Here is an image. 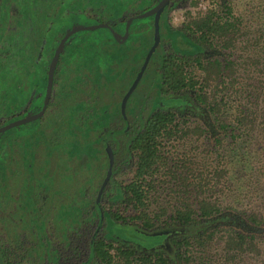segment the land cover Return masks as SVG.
Instances as JSON below:
<instances>
[{
	"label": "trees",
	"instance_id": "obj_1",
	"mask_svg": "<svg viewBox=\"0 0 264 264\" xmlns=\"http://www.w3.org/2000/svg\"><path fill=\"white\" fill-rule=\"evenodd\" d=\"M118 1L113 0L115 4ZM162 1L123 0V5L130 11L134 5L147 8ZM202 3L203 0L183 2V20L176 29L169 24L168 6L156 18L148 17L154 25L152 37L147 22H143L149 35L138 46L143 55L142 65L136 73L133 71L132 86H116L114 95L115 100L120 96L123 124L119 129L110 127L106 131L103 148L108 163L100 167L103 172L99 174L93 170L92 186L97 195L91 200L94 210L84 209L79 214L85 223L91 214H96L107 231L100 236L91 227L71 228L66 241L58 246L67 264H264V192L260 191L264 170H259L264 163L249 168L250 173L259 176L255 182L242 186L239 180L234 185L230 179L240 176L244 166H216L213 170L190 167L197 152L171 154L166 148L170 141L212 133L216 134L215 145L221 147L227 139L236 142L243 135L252 138L256 133L261 144L264 142V41L247 45L256 51L251 57L222 58V48L235 47L237 38L245 32L240 19L232 15L229 0H217L205 7ZM193 6L198 9L193 10ZM47 19L45 41L52 45L71 27L95 23L67 12L65 6L49 12ZM142 20L135 18L131 28ZM125 22L126 18L118 36H123ZM85 31L77 32L71 39ZM103 31L98 43L115 41L109 28ZM135 36L132 32L129 46L134 45ZM218 50L219 56H215ZM31 61L34 71L16 80L20 79L15 92L20 104L29 94L30 82L37 85L44 80L41 68L37 67L40 62L36 64L35 57ZM135 65L137 62L123 64L121 70L128 69L129 78ZM59 69L57 61L55 76ZM147 80L148 91H140L141 82ZM186 92L192 93V99L203 109L201 116L151 104L153 94L157 98ZM137 94L139 109L128 119L129 103ZM109 138L113 143L108 142ZM120 139L129 163L122 180L116 181L113 176L119 167L115 154L122 145ZM81 186L83 179L72 187L79 190ZM105 198L108 203L103 204ZM133 226L148 232L141 236L158 240L150 244L140 240L142 248L136 247L129 242ZM28 243L22 233L0 241V264H21ZM165 243L170 247H165Z\"/></svg>",
	"mask_w": 264,
	"mask_h": 264
},
{
	"label": "flooded vegetation",
	"instance_id": "obj_2",
	"mask_svg": "<svg viewBox=\"0 0 264 264\" xmlns=\"http://www.w3.org/2000/svg\"><path fill=\"white\" fill-rule=\"evenodd\" d=\"M65 1H67V5H64ZM74 1L75 0H0V129L12 122L36 115L41 112L46 100L49 64L62 38L70 29L76 26H88L107 23L111 26V28H104H109L112 31L113 35L114 33L118 35L119 31H121L122 29L120 25L123 19L126 18V30V25L129 18L133 17L134 20L135 18H138V14L158 5H147V8H142L134 5L131 6V10L128 11L126 7H123V0H119L118 2H116V4L113 2V5L107 3V0L105 1V3L104 0H94L97 3H100L99 10L102 11L103 16L107 18V20H109L107 21L104 19H100L103 16H99V12L95 14H89L86 9H78L77 11V9H75V5L73 4ZM186 1L187 0H168L166 4V6H168V15H170L174 9H183L184 6L182 3ZM63 6H65L67 12L80 14L83 17L85 16L86 18H90L95 23L76 25L71 27L67 32L59 35L56 38V44L52 45L51 42L45 41L47 39L48 28L47 14H49V12L58 11L63 8ZM101 6H103L105 9L107 7H110L112 10H101ZM17 7H19V12H15ZM133 20L131 21V23L133 22ZM17 22L18 28L16 30ZM131 23L129 25V34L125 41H120L123 38L122 36H118L120 38L119 41L116 40L114 36L115 41L103 40L102 42L107 41L108 43L110 42V44L113 43L114 45L118 44V42L126 43L132 32L136 33V36L143 35V31L136 32V27L142 28L143 30L147 29L146 23H139L133 28H131ZM72 35L65 42L60 56L58 57L57 61L60 68L59 73L56 76L54 73L52 93L43 115L30 122L0 132V211L2 210V206L5 205L4 207H7L9 205L12 206L14 210L11 211L12 215L15 214L19 216L22 227L17 225L19 226V229L15 236H18L19 233H22L25 239L29 242V249L26 253V258L30 253H32L33 249L37 247H39V249L41 250L42 248L43 250H46V254L43 255L41 261L39 260V264H67L66 261L61 257L58 246L60 242L66 241V237L71 231V228L73 229L76 225H80L81 227H91L95 229L96 234H99L100 236L104 235L107 231L105 223L103 222V220L99 221L98 217H96V214L92 215L90 213V219L88 220L89 224L81 221L80 219L79 214L83 212L84 209H91V211H93L94 204H92V201L87 204L83 201L79 209L78 205H76L78 194L75 192L77 190H74L72 186H77L79 184V182H77L78 171H75L73 173V176L70 180L71 186L69 188H66V190L73 188L72 191H69L71 192V194H68V196L71 198L67 200L72 208L68 216L69 219L66 216H63V207L65 201L64 196L62 198L59 195V189L61 188V194H63V178L61 171L57 169V165L60 164V156L57 153V157H54L53 159L50 156V153H48L47 149L44 153L38 154V150L42 146L45 149L47 146H51L52 144L53 152H57L59 150H57V147H59L60 140L55 134H52V137L50 139H48L47 137L44 138L42 136L38 138V136L35 134H37L36 132L40 129L39 127H42L41 124L44 123L45 118H49L53 112L56 113V111L60 110L59 99H61V102H66L68 100V98L62 97V95L59 97L57 92L58 87L61 85L59 81L62 74L63 57L66 58V55L73 57L74 54L76 56L77 51L80 49L79 44H82L81 42L84 43L82 44L84 47L89 41L93 42L92 39L88 40L84 38L86 34H82L76 37L74 36V38L71 39ZM95 44L98 45L100 43L96 42ZM138 46L139 45H137L136 47ZM47 55H51L49 61L46 60ZM33 57H35L36 64L40 62L37 67L41 68V72L44 75V80L40 83L38 82L37 85L36 82L34 83L31 81L29 94L27 95V97H23L24 102L20 104L16 99V85L23 76H26V73L28 74L35 69V67L33 68V64L31 61V58ZM117 62V64H124L123 62L118 60ZM115 74H120V82H123L125 78H128V69H126L125 71L124 68L122 70H119V72ZM17 78L20 79L16 81ZM110 83L114 84L113 82ZM145 84L148 85V80ZM114 87L116 86H113L109 89L108 94L109 92H114ZM10 89L15 90L14 94L11 96L10 102L5 103ZM148 89L143 90L141 87L140 91L147 92ZM192 96V93L186 92L174 96L164 95L155 98L153 94V100L151 101V104L163 109H177L184 113H189L191 111L194 112V116H201L204 111L201 106L196 103L195 99H192ZM101 99H106V97L104 96ZM101 99L98 100H100L101 102ZM138 99L139 96L135 99V105H133L132 102L131 106L127 110L126 115L128 119H132L135 113L138 111L140 102ZM167 100L173 101L168 102ZM69 101H67V103ZM84 101L88 100L84 99ZM107 101L109 102V100ZM86 105H89V103L87 102ZM55 107L58 108L55 109ZM67 107L69 111H72L69 104H67ZM91 108L95 107H89V114H91L89 112ZM120 109L121 106L119 107V111L117 112L116 116L121 123L120 126L115 129H119L123 124L122 113ZM55 113L53 116V120H58L60 114L56 116ZM90 116H92V114ZM108 128L102 133L103 135H101V138L99 139L102 147L104 141L103 139L106 135V131H108ZM52 132H56V130H53ZM20 141L22 142L21 144H19ZM108 142L113 143L111 138H109ZM120 142L122 145H120L121 147L118 149V151H116L115 154L116 165L117 168L119 167L118 172H115L113 176L114 180L116 181L122 180L119 177L122 176L125 170H127L126 167L129 163V156L125 150V145L122 143L121 139ZM93 144L90 148L94 147L95 144ZM27 150H30L29 155H27ZM104 154L106 158L104 166H106L108 163V159L105 151ZM26 167L30 170L29 173L31 175L28 178L23 175V168L25 171ZM93 170L96 169H90L89 174L85 178H83V186L88 185L89 190L93 189L92 183L95 181V173ZM31 171L33 172L31 173ZM42 171L44 172L42 173ZM39 174L40 176L38 177ZM57 188L59 189L57 190ZM94 197L96 198L97 195H94ZM95 198L92 200H95ZM102 203H108V199H103ZM25 210L27 211L25 212ZM77 210L79 213L77 212ZM25 213L30 216V220L24 216ZM31 215H35L34 220H31ZM76 215L78 216L76 220L74 219V221L73 218ZM65 219L66 221L70 220L69 227L64 224ZM33 227H37V230L33 231ZM145 232L146 231L141 227L133 226V232L130 233L132 238L129 240V242L134 244L136 247H141V245L139 244V241H142L140 234H144ZM9 238H11V236H9ZM9 238L7 239L6 233L0 232V241H4V239L7 241L9 240ZM116 238L118 240L121 239L118 236H116ZM166 246L170 247L168 243H165V247ZM26 258L22 259V261L24 262ZM33 259L35 260V258ZM23 262H21V264H23Z\"/></svg>",
	"mask_w": 264,
	"mask_h": 264
},
{
	"label": "rangeland",
	"instance_id": "obj_3",
	"mask_svg": "<svg viewBox=\"0 0 264 264\" xmlns=\"http://www.w3.org/2000/svg\"><path fill=\"white\" fill-rule=\"evenodd\" d=\"M93 1L94 0H75L73 4L75 5V9H77V11L78 9H86L89 14L99 12V16H103L102 11L99 10L100 3L95 1L94 3ZM216 1L217 0H203L201 5L205 7L211 4L210 6H212V4L216 3ZM229 2L230 6L233 8L232 15L237 19H240L245 33L237 38L235 47L222 48L221 57H233L236 58V60L241 59L239 57L241 55L242 57H251L256 51L253 47L247 48V45H253L256 43L255 41L259 40L260 42L264 41V0H229ZM123 7H125V5H123ZM18 8L19 7L16 8L15 12L20 11ZM101 8V10H112L110 7L105 9L101 6ZM192 9L196 10L198 7L193 6ZM184 10L185 9L180 8L174 9L169 15V24L173 27V29L180 27L183 20ZM155 16H157V14H154L153 18H156ZM100 19L107 20L104 16ZM143 19L144 20H142V22H147L148 32H150L149 34L152 37V29H154V25L150 20L151 18L145 17ZM80 25L83 24L81 23ZM17 28L18 22L16 23V30ZM103 28L104 27L90 29L88 32L82 30L86 32H82L83 34H86L84 38L88 40L92 39L93 42L89 41L86 43L85 47L82 45L84 43L81 42L82 44H79L80 49L77 51L76 56L74 54L73 57L69 55H66V58L63 57V68L59 81L61 85L58 87L57 92L59 97L62 95V97L68 98L67 101H70L68 103L67 101L61 102V99H59L60 110L56 111V113L53 112L51 115L52 117L50 116L49 118H45L44 123L41 124L42 127H39L40 129L36 132L37 134H35L38 138L42 136L44 138L47 137L48 139L52 137V134H55L60 140L59 147H57V150H59L57 152L52 151L53 144L50 143L52 145L47 146L45 149L43 146L41 148L39 147L40 149L38 150V154L44 153L47 149L53 159L54 157H57V153L60 156V164L57 165V169L61 171L63 178V194H61L62 188H57V190L59 189V195L62 198L64 196L65 202L63 207V216H66L68 219L72 208L67 200L71 198L68 194H71L69 191H72L73 188L68 190H66V188L71 186L70 180L73 173L78 171L77 182H79L89 174V171L92 168L96 169L98 174L99 172H103L102 168H104L106 158L104 149L99 140L101 138L100 136L103 135L102 133L108 127L112 126L117 128L121 123L116 116L119 111V107L121 106L120 96H116V100L113 98L116 87H114V92L112 91L108 94V91L113 86L126 87L128 84L126 89H129L132 86L135 80V71L138 69L139 65H142L143 60V55L141 54L142 51L136 46L143 44L142 42H145V39H147L149 35L145 33V30L142 28L136 27V32L143 31V35H137L134 37L132 41L135 45L133 46H129V41L126 43L118 42V44L115 43L116 45L113 43L110 44V42L108 43L107 41H100L101 43L97 45L95 43L99 41L100 35L103 34ZM247 40L248 43H245ZM147 43H150V41L147 40ZM145 47L147 48V45H145ZM215 56H219V50L218 52H215ZM50 57L51 55H47L46 60L49 61ZM117 60L123 62L125 65L137 62V65L131 67L130 77H124L125 80L123 82H120V74H115L121 70L123 65L120 63L117 64ZM110 66L112 68H110ZM110 82H113L114 84ZM145 83L146 82L143 81L141 82L139 88L140 90L141 87L143 90L148 89V85ZM14 91L15 90L10 89L5 103L10 102ZM104 96L106 99L102 100L101 98ZM136 97L138 98V94ZM136 97L133 98V105H135ZM84 99H87L88 101H84ZM98 99H101L102 101L100 102ZM107 100H109V102ZM87 102L89 105H86ZM132 102L130 101L129 106H131ZM67 104L71 106L72 111L68 110ZM90 106L95 107L91 108L89 111L92 116L88 113ZM56 108L58 107H55V109ZM54 113L56 116L60 114L58 120H53ZM53 130H56V132H52ZM256 134L252 138H248L246 135H243L241 138H238L236 142L232 141V138L227 139V142L225 141L224 143L225 145L223 144L224 147L215 145L214 139L216 134L214 133H212L211 136L198 137L194 135L191 137L180 138L174 142L170 141L166 143V148L171 154H174V152L181 154H187L186 152H197V157L192 159L194 160V163L192 162L189 164L190 167L213 170L216 166L219 168L221 166L232 165L231 168H236L234 164H240V166H244L242 170H245L246 172L243 171L244 173L242 172L240 176L237 175L236 177L231 178L230 181L235 185L238 184L240 180L239 185L243 186L250 183L252 180L255 182L256 179H258L259 176L256 177V173L255 175L254 173H250V169H255V166H262L264 163V142L261 144V141L258 139L259 137H257ZM220 139L221 137L219 136V140ZM21 143L22 142L20 141L19 144ZM92 144L94 147L90 148ZM29 154L30 150H27V155ZM180 157L182 158L181 155ZM241 161L244 165L241 164ZM101 166L102 168H100ZM259 170H264V165ZM29 171L30 170L27 167L25 168V171L23 168V175H25L26 178L31 176ZM32 172L33 171H31V173ZM43 172L44 171H42V173ZM39 176L40 174L38 177ZM119 178H122V176ZM260 191L261 194L264 192V186L263 188L260 187ZM75 192L78 194L76 199L78 209L83 201L87 204L95 198V191L93 189L89 190L88 185L83 187L81 186V188L79 190L77 189ZM4 206H2V210L0 211V232L6 233L8 239L9 236L12 237L17 234L19 226L22 227V224L20 223L19 216L15 214L12 215L11 211H14L13 207L9 205L7 207ZM26 211L27 210H25V212ZM24 216L27 219L30 218V216L26 213ZM34 219L35 215H31V220ZM74 219H77V215L73 218V220ZM64 224L69 227L70 220L66 221L65 219ZM33 229L31 230L36 231L37 227H33ZM141 237L142 241L147 244L158 240L156 237ZM44 254H46V250H43V248L41 250L37 247L28 255L23 264H39V260H42ZM33 258H35V260Z\"/></svg>",
	"mask_w": 264,
	"mask_h": 264
},
{
	"label": "water",
	"instance_id": "obj_4",
	"mask_svg": "<svg viewBox=\"0 0 264 264\" xmlns=\"http://www.w3.org/2000/svg\"><path fill=\"white\" fill-rule=\"evenodd\" d=\"M168 0H164L163 2H161L160 4L156 5L155 7L149 9V10H146L145 12H142L140 14L137 15L138 18H144V17H148V16H152L154 14H157L163 7L166 6ZM133 20V17L129 18L128 22H127V25H126V30H125V34L123 36V38L120 40V38L118 37V35L116 33H114V36L116 38V40H120V41H125L128 37V34H129V25L131 23V21ZM99 27H110L111 26L107 23H100V24H95V25H88V26H76V27H73L72 29H70L65 35L64 37L62 38L59 46L57 47V49L55 50L54 52V56L49 64V68H48V86H47V92H46V100H45V105L43 107V109L41 110V112H39L38 114L36 115H33V116H30V117H26V118H23V119H20L18 121H15V122H12L4 127H2L0 129V132L2 131H5L7 129H10L12 127H15V126H19V125H22L24 123H27V122H30L32 120H35L37 118H39L40 116L43 115L45 109H46V106L49 102V99H50V96H51V93H52V88H53V81H54V73H55V66H56V62L58 60V57L60 56V53L63 49V46L65 44V42L67 41V39L74 33L78 32V31H81V30H90V29H97Z\"/></svg>",
	"mask_w": 264,
	"mask_h": 264
},
{
	"label": "crops",
	"instance_id": "obj_5",
	"mask_svg": "<svg viewBox=\"0 0 264 264\" xmlns=\"http://www.w3.org/2000/svg\"><path fill=\"white\" fill-rule=\"evenodd\" d=\"M105 1L106 0H104V3H105ZM94 2V1H93ZM95 3V2H94ZM107 3H109V4H111V5H113L114 3H113V0H107Z\"/></svg>",
	"mask_w": 264,
	"mask_h": 264
}]
</instances>
